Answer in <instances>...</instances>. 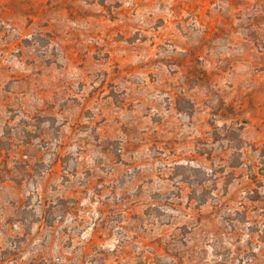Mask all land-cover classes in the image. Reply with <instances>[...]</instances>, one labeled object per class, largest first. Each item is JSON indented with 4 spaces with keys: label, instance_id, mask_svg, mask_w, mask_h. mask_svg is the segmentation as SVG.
I'll use <instances>...</instances> for the list:
<instances>
[{
    "label": "rangeland",
    "instance_id": "obj_1",
    "mask_svg": "<svg viewBox=\"0 0 264 264\" xmlns=\"http://www.w3.org/2000/svg\"><path fill=\"white\" fill-rule=\"evenodd\" d=\"M0 264H264V0H0Z\"/></svg>",
    "mask_w": 264,
    "mask_h": 264
}]
</instances>
